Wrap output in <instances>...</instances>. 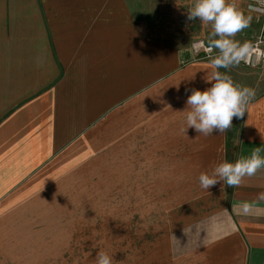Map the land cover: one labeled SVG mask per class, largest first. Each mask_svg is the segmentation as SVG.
<instances>
[{
  "label": "crops",
  "instance_id": "obj_1",
  "mask_svg": "<svg viewBox=\"0 0 264 264\" xmlns=\"http://www.w3.org/2000/svg\"><path fill=\"white\" fill-rule=\"evenodd\" d=\"M191 43L147 35L129 0H0V264L72 251L75 193L90 186L118 210L139 194L163 210L147 264H264V167L239 187L198 181L256 148L264 158V61L218 69L258 92L237 133L182 131L212 71Z\"/></svg>",
  "mask_w": 264,
  "mask_h": 264
},
{
  "label": "rangeland",
  "instance_id": "obj_2",
  "mask_svg": "<svg viewBox=\"0 0 264 264\" xmlns=\"http://www.w3.org/2000/svg\"><path fill=\"white\" fill-rule=\"evenodd\" d=\"M129 2L134 16L142 20L145 33L155 39L176 44L181 48H187L197 38L208 41L211 25H205L199 20H187V11L194 4V0H129ZM228 3L234 4L240 11L241 1L228 0ZM246 10L245 7L242 12L249 15V10L248 12ZM251 14L250 24H254L255 27L245 28L233 38L241 44L245 42L250 44L255 38L256 30L259 29V24ZM215 51L217 50L214 49V53ZM245 70L247 72L248 69ZM257 93L255 92V95ZM232 126L234 134L237 133L238 118H233ZM106 188L109 186H103L101 189ZM87 189L88 193H75L73 239L68 242L70 245L68 249L72 247V251L58 247L50 258L43 256V264H96V255L99 251L106 252L112 258V264H147L146 250L152 246L157 247L159 242L156 237H161L165 232L161 222L163 210L140 207L146 204L142 200L146 194H139L135 202L123 200L121 209L118 210L116 206L119 201L115 200L112 193L96 192L97 188L94 186ZM153 195L156 199V194ZM150 214L151 218L146 222V217ZM133 221L137 223L134 224Z\"/></svg>",
  "mask_w": 264,
  "mask_h": 264
},
{
  "label": "clouds",
  "instance_id": "obj_3",
  "mask_svg": "<svg viewBox=\"0 0 264 264\" xmlns=\"http://www.w3.org/2000/svg\"><path fill=\"white\" fill-rule=\"evenodd\" d=\"M257 3L264 5V0H257ZM249 9L264 13V7L250 5ZM187 20H199L205 25H211L205 51L212 71L204 78L210 87L204 90L192 89L187 96L183 110L186 128L182 131L192 128L203 136H209L214 131L222 134L232 126L233 118H243L250 100L255 96L254 89L236 85L229 75L218 71L220 68L228 69L238 65L241 61L248 62L252 46L247 42L241 44L233 38L249 27L252 17L245 16L228 0H194L187 11ZM214 49L217 50L216 55H213ZM260 151V148H256L249 157L237 158L235 162H219L210 174L202 172L199 175V186L209 190L222 182L226 187H239L245 177L254 176L264 167ZM259 199L264 200V192L259 194ZM251 207L249 203H244L243 213L247 214ZM96 264H112V258L106 252L99 251Z\"/></svg>",
  "mask_w": 264,
  "mask_h": 264
},
{
  "label": "built area",
  "instance_id": "obj_4",
  "mask_svg": "<svg viewBox=\"0 0 264 264\" xmlns=\"http://www.w3.org/2000/svg\"><path fill=\"white\" fill-rule=\"evenodd\" d=\"M243 1L245 7L249 12L253 14L255 17L256 22L259 24V30L255 35L254 40L250 43L252 46L248 56V62L242 61L244 65L247 66H259L262 65L264 61V13L257 12V11H250L249 6L253 7H264V5H260L257 3V0H240ZM208 42L200 39L195 40L191 43L190 49L194 56L197 57H208L205 48L207 47ZM214 54V50H213Z\"/></svg>",
  "mask_w": 264,
  "mask_h": 264
}]
</instances>
